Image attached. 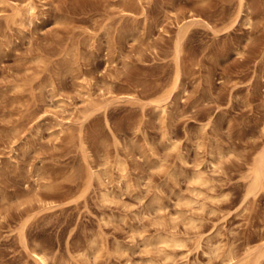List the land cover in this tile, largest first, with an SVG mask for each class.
<instances>
[{
	"label": "rangeland",
	"instance_id": "rangeland-1",
	"mask_svg": "<svg viewBox=\"0 0 264 264\" xmlns=\"http://www.w3.org/2000/svg\"><path fill=\"white\" fill-rule=\"evenodd\" d=\"M33 1L0 0V264H264V0Z\"/></svg>",
	"mask_w": 264,
	"mask_h": 264
},
{
	"label": "bare ground",
	"instance_id": "bare-ground-1",
	"mask_svg": "<svg viewBox=\"0 0 264 264\" xmlns=\"http://www.w3.org/2000/svg\"><path fill=\"white\" fill-rule=\"evenodd\" d=\"M27 11H28V13H30L32 15L35 14L36 5H35V2L33 0H29V2L27 3ZM251 175H252L251 176V183H250V186L248 188V192L251 195H253V194L256 195V194H258L259 191L264 190V151H262V154L259 157ZM198 178H200V177H198ZM156 243L159 245H164V246H166V245L167 246H169V245H182L180 243L179 239L170 238V237H162V238L158 239L156 241ZM260 253H261V250H260ZM261 255L262 254H260V256ZM259 257H258V259H260ZM40 259H43L42 255H41ZM230 259H232V257H230ZM257 264H260V262H258Z\"/></svg>",
	"mask_w": 264,
	"mask_h": 264
}]
</instances>
